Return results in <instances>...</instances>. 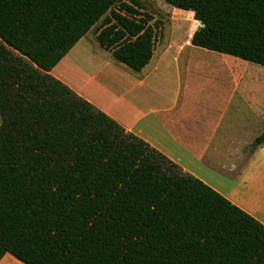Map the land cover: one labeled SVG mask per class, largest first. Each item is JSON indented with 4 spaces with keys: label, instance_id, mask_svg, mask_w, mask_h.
I'll use <instances>...</instances> for the list:
<instances>
[{
    "label": "trees",
    "instance_id": "obj_1",
    "mask_svg": "<svg viewBox=\"0 0 264 264\" xmlns=\"http://www.w3.org/2000/svg\"><path fill=\"white\" fill-rule=\"evenodd\" d=\"M164 1L204 23L193 45L264 66V0ZM153 19L123 0H0V261L264 264L263 223L50 73L99 22L141 71Z\"/></svg>",
    "mask_w": 264,
    "mask_h": 264
},
{
    "label": "crops",
    "instance_id": "obj_2",
    "mask_svg": "<svg viewBox=\"0 0 264 264\" xmlns=\"http://www.w3.org/2000/svg\"><path fill=\"white\" fill-rule=\"evenodd\" d=\"M191 22L185 40L157 35L141 71L78 79L82 38L50 73L264 224V66L193 45Z\"/></svg>",
    "mask_w": 264,
    "mask_h": 264
},
{
    "label": "rangeland",
    "instance_id": "obj_3",
    "mask_svg": "<svg viewBox=\"0 0 264 264\" xmlns=\"http://www.w3.org/2000/svg\"><path fill=\"white\" fill-rule=\"evenodd\" d=\"M135 1L141 3L142 7H138L132 0H123V2L136 6L141 12L151 14L154 17V19L150 21L152 25H155L156 20L161 21L156 28L157 35L161 34L163 36L165 44L169 39L176 41L186 39L188 32L191 30V20H194V15L189 17L188 11L176 8L164 0ZM115 9H120V4L116 5ZM195 24V29H198L200 27V21L199 24L197 22H195ZM100 25L101 22L91 29L76 45L72 52L71 56L75 57L76 61L80 63V66L83 69V71H81L80 69H77V66H74L76 68L73 70V73L75 75V73L79 72L76 77L80 80L84 79L85 81H88L91 76H98L99 80L107 77L106 74L113 75L119 73V71H122L123 69H129L126 65L117 61L110 51H106L101 47L97 38ZM1 124L2 116L0 114V126ZM9 264L25 263L18 260L17 263L12 262Z\"/></svg>",
    "mask_w": 264,
    "mask_h": 264
},
{
    "label": "water",
    "instance_id": "obj_4",
    "mask_svg": "<svg viewBox=\"0 0 264 264\" xmlns=\"http://www.w3.org/2000/svg\"><path fill=\"white\" fill-rule=\"evenodd\" d=\"M203 26H204V23L202 21H200V27L199 28H201Z\"/></svg>",
    "mask_w": 264,
    "mask_h": 264
}]
</instances>
